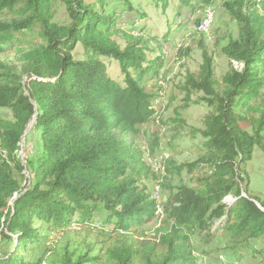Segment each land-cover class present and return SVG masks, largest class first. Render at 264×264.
<instances>
[{
  "label": "trees",
  "instance_id": "16d2710c",
  "mask_svg": "<svg viewBox=\"0 0 264 264\" xmlns=\"http://www.w3.org/2000/svg\"><path fill=\"white\" fill-rule=\"evenodd\" d=\"M56 1L70 23L54 21ZM112 1L109 10V0H0V52L20 47L16 60L0 61V107L12 112L0 116V264H197L208 256L264 264V200L250 194L245 171L256 148L264 154V0H202L220 2L239 35L223 48L231 67L220 78L204 47L199 70L186 72L171 123L184 127L180 110L199 94L195 103L211 107L196 130L201 154L182 163L169 155L162 172L134 139L162 104V87L149 81L165 56L150 57L145 29L118 26L117 11L132 10L131 0ZM150 1L167 8L171 0ZM111 62L122 82L109 75ZM33 118L40 143L24 166L20 143ZM162 139L149 134L150 156ZM186 173L189 182L174 184ZM146 181L160 185L161 200ZM154 217L157 226L143 229Z\"/></svg>",
  "mask_w": 264,
  "mask_h": 264
},
{
  "label": "rangeland",
  "instance_id": "374dc122",
  "mask_svg": "<svg viewBox=\"0 0 264 264\" xmlns=\"http://www.w3.org/2000/svg\"><path fill=\"white\" fill-rule=\"evenodd\" d=\"M132 10L121 11L118 26L128 30H133L134 24L139 26L138 30L145 29V33L152 38L153 50L149 53L150 57L161 52L165 56L164 67L160 75L149 81L150 86L155 85V90L162 87V104L155 103V119L150 123L141 126V134L136 137L135 143L143 151L144 159L151 164V167L158 172H162L159 163L147 160V144L149 134L159 132L163 139L161 140L160 152L171 155L178 162H193L201 154L203 139L196 132L197 128L202 126L204 115L211 110V107L205 103H195L199 94L192 95V102L187 108L181 109L182 116L186 121L184 127L176 130V126L171 123V117L176 109L180 108L183 103V93L180 91V84L187 71L197 72L203 62L202 50L204 47L214 57L215 72L220 78L231 67V61L224 53L223 48L226 46L230 37H238L239 28L235 20L224 9L220 2L212 5H206L202 0H191V4L185 7L179 5L178 0H171L167 8L154 5L150 0H131ZM117 2L109 0L108 9L115 8ZM54 21L60 24L70 23L66 7L63 3L56 1L53 5ZM207 10H211L213 19L206 31L199 26ZM137 33L139 31H136ZM140 33V32H139ZM169 33V35H167ZM31 34V33H30ZM34 35V33H33ZM167 35V36H166ZM167 38H165V37ZM115 39L123 44L124 41L120 35H115ZM6 49L0 52V61H14L18 58L17 42L14 45H6ZM155 52V53H154ZM188 52V53H187ZM77 58L82 57V47L77 45L75 51ZM109 75L115 80L122 82L123 75L120 66L111 62ZM161 91V90H160ZM0 116L11 118L12 112L9 108L0 107ZM244 127L251 130L248 123H242ZM146 138V139H145ZM40 143V133L36 127V119L33 118L27 126L20 143L19 155L24 166L27 165L28 158L35 153ZM246 176L250 179L249 192L264 200V154L256 148L252 160L245 167ZM27 172V170H26ZM190 175L173 179L174 184L189 182ZM156 181H146L148 191L151 197L156 194ZM154 189V190H153ZM153 192V193H152ZM166 195V188L163 189ZM234 197H226L227 202H232ZM105 213H99L103 216ZM156 217L143 225V229L150 231L157 226ZM199 241V238H197ZM212 256L203 260L204 264H212ZM243 264H250L242 262Z\"/></svg>",
  "mask_w": 264,
  "mask_h": 264
},
{
  "label": "bare ground",
  "instance_id": "6f19581e",
  "mask_svg": "<svg viewBox=\"0 0 264 264\" xmlns=\"http://www.w3.org/2000/svg\"><path fill=\"white\" fill-rule=\"evenodd\" d=\"M210 15H213V12L211 10H207L206 13H205L204 18H208ZM212 21H213V19L210 17V20H209L208 24L203 25V22H201L199 24V26H201L203 28L202 31H206L208 29V27L210 26ZM234 65H235L236 68H239V69L242 68V65H240L239 63L235 62ZM147 156H148L147 160L148 159L151 160V163L155 162V163H159L160 165H163V163L165 162V159L168 157V155L164 154L163 152L160 153V154H156L155 156H150L149 153H147ZM155 184L157 186L155 187L156 188V194H155L154 198L157 199V200H161L160 185H158V183H155ZM160 211H161V207L159 206L157 212L160 213ZM197 264H204L203 260H198ZM236 264H243V263L242 262H237Z\"/></svg>",
  "mask_w": 264,
  "mask_h": 264
},
{
  "label": "built area",
  "instance_id": "2783aa9c",
  "mask_svg": "<svg viewBox=\"0 0 264 264\" xmlns=\"http://www.w3.org/2000/svg\"><path fill=\"white\" fill-rule=\"evenodd\" d=\"M211 16V15H210ZM210 16L208 18H203V20H201L200 22H203V25L208 24L209 20H210Z\"/></svg>",
  "mask_w": 264,
  "mask_h": 264
}]
</instances>
